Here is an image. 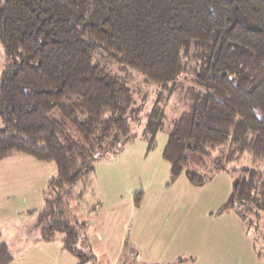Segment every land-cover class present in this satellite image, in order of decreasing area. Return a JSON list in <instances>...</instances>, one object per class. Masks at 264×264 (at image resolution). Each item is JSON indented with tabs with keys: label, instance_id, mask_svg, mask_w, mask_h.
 Listing matches in <instances>:
<instances>
[{
	"label": "trees",
	"instance_id": "trees-1",
	"mask_svg": "<svg viewBox=\"0 0 264 264\" xmlns=\"http://www.w3.org/2000/svg\"><path fill=\"white\" fill-rule=\"evenodd\" d=\"M94 2L103 16L90 22L82 14ZM96 45L147 84L190 79L162 151L170 181L184 173L203 185L187 155L208 159L225 145L264 163V0H1L0 160L24 154L55 164L35 226L41 241L62 233L77 264L87 256L63 190L132 142L130 119L141 110L125 79L94 62ZM231 174L219 213L264 215V171ZM12 260L0 241V264Z\"/></svg>",
	"mask_w": 264,
	"mask_h": 264
},
{
	"label": "rangeland",
	"instance_id": "rangeland-1",
	"mask_svg": "<svg viewBox=\"0 0 264 264\" xmlns=\"http://www.w3.org/2000/svg\"><path fill=\"white\" fill-rule=\"evenodd\" d=\"M93 4L84 8L82 15L87 21L97 22L102 20L103 5L101 2ZM95 16L98 20H94ZM98 47H92L94 62L104 65L110 74L125 79L135 90L141 110L130 119L132 142L123 146L117 155H106L95 162L92 171L63 190L67 216L78 229L77 248L87 256L82 264H170L171 260L151 256L149 250L155 247L151 243L153 239L157 245H163L164 241L169 252L177 250L178 256L188 254L183 262L172 264H264V215H245L246 224L250 222L247 236L252 249L240 229L231 226L229 232H225L219 228L216 240L210 231L212 219L239 220L235 213H219L231 193L234 180L231 171L243 168L264 171V163L252 165L248 154L229 155L231 148L225 145L208 159L187 155V170L203 176L206 179L203 185H192L184 173L170 181L169 165L162 158V151L173 121L184 110L183 100L191 85L190 79L180 76L164 88L147 84L141 74L124 69L119 60L95 53ZM3 61L0 47V71ZM55 114L58 113L54 110L50 118L55 119ZM68 132L74 134L72 128ZM41 162L43 167H35L38 179L26 181V196L18 199V205L25 210H19L16 221H32L44 209L56 168L53 162ZM40 191L44 192L41 203ZM115 200L120 202V207L111 211L109 204ZM99 220L113 225L117 234L101 246L95 244L92 231ZM27 231L34 233L29 228ZM63 236L58 232L50 244L40 245L47 256L30 259L28 264H68L54 253L50 258L58 247L69 253L77 264L78 259L63 248ZM131 246L139 256L128 254Z\"/></svg>",
	"mask_w": 264,
	"mask_h": 264
},
{
	"label": "crops",
	"instance_id": "crops-1",
	"mask_svg": "<svg viewBox=\"0 0 264 264\" xmlns=\"http://www.w3.org/2000/svg\"><path fill=\"white\" fill-rule=\"evenodd\" d=\"M30 157L31 156L24 154H13L11 156H8L7 158L0 160V241L8 247L13 257V260L10 264H28L30 262H28V260L30 259H42L47 256V253L42 250V247L40 245L50 244V241L47 242L39 240V231L35 226L36 216H34L32 221H29L27 223H25L24 221H16V218L20 214L19 210H25L18 205V199H22L26 196V181H33L34 179H38L36 177L37 175L35 173V167H43V164H41L43 162ZM27 165H31L32 167H29ZM43 194L44 192L40 191V203L43 201ZM119 204L120 202H117L116 200L111 202L109 204L110 210L115 211L117 207H120ZM10 205L11 208H8ZM229 213L233 214L234 212L229 211L227 213H223V215H229ZM238 219L239 220H236V218H232V220H210V223L212 224L210 227V231L211 234L212 232L214 233L213 239L216 240L218 238L217 235L219 234V228L225 232H229V227L232 226L235 229H240V233L243 235V237L246 238V241L252 249V245L247 236V234L249 233V226L244 220H240L239 217ZM95 224L96 227L94 228V230L92 228V231L95 234V244H97L98 246H101V244L111 241L113 238L117 237V234L115 233L116 230L113 225L108 226L107 222L100 220L98 222L96 221ZM28 228L29 230H34V233H28ZM120 239L121 237L119 238V240ZM151 243L155 244V247L152 248L153 250H149L151 256H157L159 258H162L163 260H171L170 264L181 263L184 260V256L186 257V255H188L183 253L181 254V256H178L179 253L177 252V250H173L174 252H169L170 248L166 246L164 241L163 245H157L155 239H153ZM120 245L121 248H123L121 243ZM53 253L56 255V257H61L63 260L68 261V264H75L73 257L69 253L62 250V247H58L55 251H53L50 258L52 257ZM128 254L131 257L139 256L136 248L132 246L129 247ZM189 258L193 260L192 255H190ZM21 259H23V261L22 263H19Z\"/></svg>",
	"mask_w": 264,
	"mask_h": 264
}]
</instances>
